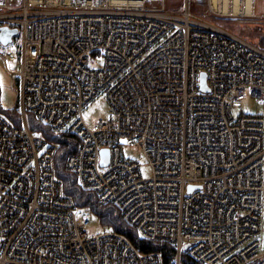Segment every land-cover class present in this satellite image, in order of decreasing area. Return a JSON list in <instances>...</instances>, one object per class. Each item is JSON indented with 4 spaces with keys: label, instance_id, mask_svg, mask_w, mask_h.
I'll return each mask as SVG.
<instances>
[{
    "label": "built area",
    "instance_id": "2783aa9c",
    "mask_svg": "<svg viewBox=\"0 0 264 264\" xmlns=\"http://www.w3.org/2000/svg\"><path fill=\"white\" fill-rule=\"evenodd\" d=\"M194 2L197 10L192 0L173 9L163 0H0L19 59L18 123L0 112V264H183V254L264 264V120L230 110L246 95L263 100L264 49L207 20L264 13ZM99 93L110 114L89 128L81 111ZM30 114L77 138L65 168L79 188L114 206L141 239L172 246L169 263L121 233H86L88 219L56 176L57 144L30 130ZM124 145L144 155L150 177Z\"/></svg>",
    "mask_w": 264,
    "mask_h": 264
},
{
    "label": "rangeland",
    "instance_id": "374dc122",
    "mask_svg": "<svg viewBox=\"0 0 264 264\" xmlns=\"http://www.w3.org/2000/svg\"><path fill=\"white\" fill-rule=\"evenodd\" d=\"M165 8H177L182 0H163ZM195 0H192V7L195 8ZM155 3V2H154ZM199 9H203L198 8ZM259 14L262 10L264 12V0H256L254 11ZM262 12V13H263ZM208 21L216 24L222 29L234 34L250 43L258 45L264 49V17L255 18H240V17H211L207 18ZM18 40H12L4 46L5 58L0 57V112L4 115L5 112H10L16 104V92L12 88L13 76L19 70V59L17 53ZM102 59L95 58L92 67L101 65ZM231 113L234 117L241 114H258L264 120V98L258 101L255 98L246 95L239 104L230 105ZM110 108L107 104L103 93H99L94 97L81 111V118L84 124L92 128L93 125L99 120L108 118ZM263 147H264V133H263ZM123 155L138 164L139 173L142 178H148L151 175V169L147 163L144 155L138 151L136 147L124 145L122 147ZM262 182L264 187V157L262 166ZM84 216L88 219V225L85 227L88 235H96L109 229L103 226L98 218L91 212L84 209ZM259 233L257 238H261L264 233V189L261 194L260 214H259Z\"/></svg>",
    "mask_w": 264,
    "mask_h": 264
},
{
    "label": "trees",
    "instance_id": "16d2710c",
    "mask_svg": "<svg viewBox=\"0 0 264 264\" xmlns=\"http://www.w3.org/2000/svg\"><path fill=\"white\" fill-rule=\"evenodd\" d=\"M5 113L13 123H18L15 107L10 112ZM28 124L33 133L42 135L44 138L57 144V152L54 157L56 176L61 180L65 194L72 198L81 215H84V209L91 212L103 226L126 236L138 251L159 252L164 263L171 261L174 255L172 246L165 242H152L141 239L131 228L125 225L114 206L99 203L94 193L83 191L79 188L75 176L65 168L67 155L74 151L78 143L74 135L66 132L53 133L39 123L31 114L28 115ZM182 263L197 264L185 254L182 257Z\"/></svg>",
    "mask_w": 264,
    "mask_h": 264
},
{
    "label": "water",
    "instance_id": "95a60500",
    "mask_svg": "<svg viewBox=\"0 0 264 264\" xmlns=\"http://www.w3.org/2000/svg\"><path fill=\"white\" fill-rule=\"evenodd\" d=\"M17 29L16 28H9L7 26H0V43L2 45H7L12 41V37L16 35ZM199 86L200 89L203 91H207L208 88L206 86V80H205V73L201 72L199 75ZM108 162V150L106 148H103L100 150V165L105 166ZM199 188L198 186L189 185L188 186V192H190L193 189Z\"/></svg>",
    "mask_w": 264,
    "mask_h": 264
},
{
    "label": "bare ground",
    "instance_id": "6f19581e",
    "mask_svg": "<svg viewBox=\"0 0 264 264\" xmlns=\"http://www.w3.org/2000/svg\"><path fill=\"white\" fill-rule=\"evenodd\" d=\"M215 5L218 2L222 4L223 10H230L231 14L237 15H260L263 10L257 14L254 7L256 5V0H212ZM264 13V12H263Z\"/></svg>",
    "mask_w": 264,
    "mask_h": 264
},
{
    "label": "snow or ice",
    "instance_id": "6c2138e0",
    "mask_svg": "<svg viewBox=\"0 0 264 264\" xmlns=\"http://www.w3.org/2000/svg\"><path fill=\"white\" fill-rule=\"evenodd\" d=\"M0 86H2V85H0ZM109 231H111V229H109Z\"/></svg>",
    "mask_w": 264,
    "mask_h": 264
}]
</instances>
